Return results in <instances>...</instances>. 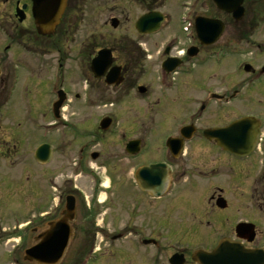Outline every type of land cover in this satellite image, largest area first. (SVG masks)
<instances>
[{
	"label": "flooded vegetation",
	"instance_id": "af4514ba",
	"mask_svg": "<svg viewBox=\"0 0 264 264\" xmlns=\"http://www.w3.org/2000/svg\"><path fill=\"white\" fill-rule=\"evenodd\" d=\"M99 1L105 29L131 25L92 34L81 46L90 51L86 61L69 68L68 32L83 20L86 0H66L50 35L34 16L49 20L54 3L36 0L34 15L32 0H0V194L20 187L11 177L24 161L38 169L34 195L31 188L0 201V264H34L26 260L32 247L41 264L63 236L58 264H230L245 256L264 264V94L255 105L262 115L235 117L233 63L260 48L252 46V24L264 0H242L238 22L216 0ZM154 15L162 18L158 30L136 29ZM101 50L110 65L96 77L91 60ZM28 55L36 65L51 59V99L34 122L25 115L27 83L39 92L42 74ZM244 64L251 67L242 70L244 85H264V57ZM111 101L114 113L102 111ZM240 118L255 121L238 155ZM112 129L114 151L103 152L99 143ZM21 174L28 185L32 172Z\"/></svg>",
	"mask_w": 264,
	"mask_h": 264
},
{
	"label": "rangeland",
	"instance_id": "374dc122",
	"mask_svg": "<svg viewBox=\"0 0 264 264\" xmlns=\"http://www.w3.org/2000/svg\"><path fill=\"white\" fill-rule=\"evenodd\" d=\"M255 9H256V13L260 12L261 13L260 16L262 17L264 16V4H262L261 6H257ZM82 10L83 11L81 15H84L83 20H82V17H80L81 18L80 21H73V23L71 24V28L68 32V33L70 32L73 33L72 38L74 39V43L69 42L70 43L69 46L71 47V50H70V54L68 55L69 60L66 61L69 68H74L78 66L79 64L81 65L82 63L86 61V58L88 57L90 51L81 48V46L83 45V43L85 46L89 44L88 39L92 37L91 36L92 34L98 35L99 32L104 33L105 31H108L107 33L109 34L110 33L115 34V33L122 32L126 27H129V25H131V23L125 24L123 27L119 28L116 32L114 31L112 32V29L110 27L105 29L103 26V23L107 21V18L109 15L107 12H105L104 7L101 6V3L99 0H86V4L83 5ZM78 14L79 13L76 12L75 16H77ZM262 17H258L256 22L252 24L253 25L252 38H251L253 42L252 46L254 47L259 46L260 47L259 50H256L254 48L253 50H249L245 54L235 55V58L233 61L234 68H235V89L238 91V94H239L235 102V117L243 113L244 114L253 113V114L262 115L261 108L255 105L258 104L256 100L259 99V95L264 94V85L255 84L254 87H252V85H250L251 87L250 86L246 87L244 85L245 84L244 81L247 79V77L246 75L243 74L241 70L243 63L255 65L258 61L262 60L264 57V19H262ZM24 26L27 27L28 31H34L33 24L26 23L24 24ZM67 37H69L70 39L69 34ZM33 39H34V36H33ZM90 42H92V40ZM29 46H36V45L29 44ZM62 52H63V49H62ZM61 56H64V55H60V57ZM32 59L33 57L28 55V62L30 63V67L34 69L38 67L36 69L38 75L41 70L42 79L40 80V82L42 84H41L40 89L38 87L39 92L36 93L34 92L36 85L35 84L33 85V83L31 82L27 83L28 89L30 91L25 101V115L27 116V122H34L37 119H40L41 115L44 114V110L46 109L48 105V101L49 99H51L50 97H51V91H52V85H53L52 82L49 80L50 79L49 72H50V66H51L49 63L51 62V59L49 60L47 59L45 62L38 61L39 65H36L37 61H35L34 63ZM43 63H48V64H43ZM40 64L42 65L40 66ZM73 80H74L73 77L72 79L70 78V81L75 83V81ZM111 102L113 106L108 105L106 108L102 109V111L110 112L111 110V113L113 114L115 111V106H114L115 101H111ZM67 109L68 111H70L71 107ZM114 143H115L114 129H112L111 133L105 136V140L102 143H99L100 144L99 147L103 152L114 151L113 150ZM64 152H67V149H65ZM28 159H29V155H28ZM23 168L25 169L28 168L32 172L33 179L28 185L26 184L23 185L22 179L20 178V177L23 178V175L21 174V169ZM37 170L38 169H35V167L31 164V162L24 161L21 164V166H19L18 168H16V170L12 172V176L14 175L15 178L11 177V179L17 182H20V187L17 186L16 188H11L9 185H7L4 188V191H5L4 194H0V201L8 197L6 193H10L12 194V196H14L15 192L16 193L25 192L24 190H31V188H32V194L34 195V190H35L34 184L36 183V180H38V178L36 179ZM29 192L31 194V191ZM16 201H17L16 206L18 207L22 206L18 198H16Z\"/></svg>",
	"mask_w": 264,
	"mask_h": 264
},
{
	"label": "water",
	"instance_id": "95a60500",
	"mask_svg": "<svg viewBox=\"0 0 264 264\" xmlns=\"http://www.w3.org/2000/svg\"><path fill=\"white\" fill-rule=\"evenodd\" d=\"M218 4V8L220 10H224L227 12H232L235 16L236 20L241 19L243 11L240 8V4L242 0H216ZM33 2V14H36V0H32ZM53 5V12L49 14V20L39 17V16H34L35 18V25L38 26V30L41 31L43 35H50L52 34L54 28L56 27L59 18L61 16V13L63 11L64 5H65V0H43V7H49ZM57 6V7H56ZM37 15V14H36ZM161 16L160 15H154V16H145L139 20L137 23V29L142 31L143 33H147L153 30H157L161 23ZM112 27H116L117 23L115 20L111 22ZM143 28H141V27ZM205 40H208V38L204 37ZM104 54L99 53L98 56L92 60V71L97 73V71L100 69L101 64L104 62ZM245 70H248V67H245ZM111 79V78H108ZM107 84L110 85L112 82H108ZM60 104L58 103L57 105H54V110L58 109ZM252 119H241L238 120L234 123V135H235V152L239 155L243 154L246 150V144H247V137L249 132L247 131L248 126L250 125ZM109 121H104L103 122V127L105 129L108 127ZM42 150V149H41ZM41 150H39L36 154V157L39 158L41 154ZM66 236L62 237V242L59 243L58 245H55L54 249V255L51 258H46L44 257L43 260L40 261L41 264H58L61 259L63 252L66 249ZM36 247H32L30 250L26 252V260L29 262H32L34 264H38V260H36L37 257V251ZM236 256V255H235ZM249 263V257L245 256L243 260H238L234 259L233 261L230 262V264H248Z\"/></svg>",
	"mask_w": 264,
	"mask_h": 264
}]
</instances>
